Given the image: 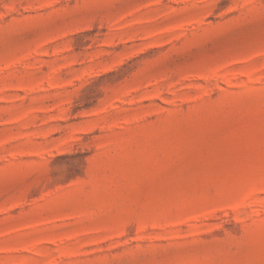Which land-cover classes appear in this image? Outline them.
<instances>
[{"label": "rangeland", "instance_id": "rangeland-1", "mask_svg": "<svg viewBox=\"0 0 264 264\" xmlns=\"http://www.w3.org/2000/svg\"><path fill=\"white\" fill-rule=\"evenodd\" d=\"M0 264H264V0H0Z\"/></svg>", "mask_w": 264, "mask_h": 264}]
</instances>
